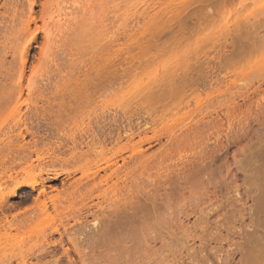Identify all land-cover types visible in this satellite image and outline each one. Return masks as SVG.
Instances as JSON below:
<instances>
[{
	"label": "bare ground",
	"instance_id": "6f19581e",
	"mask_svg": "<svg viewBox=\"0 0 264 264\" xmlns=\"http://www.w3.org/2000/svg\"><path fill=\"white\" fill-rule=\"evenodd\" d=\"M177 1L178 0H170V3L176 4ZM58 2L59 0H44L42 2H40V0H0V7L4 9V11L0 10V48H2V50L3 47H5L8 44L6 42L8 41L7 40L8 35L6 34L7 35L6 37L5 32L11 29L9 26H7L4 23L6 21V19H4L5 15L7 16L10 12L12 13V17L14 16L17 17V15L19 14L18 12H20V10H21L20 14H22L21 15L22 19H20L21 22L20 24H18L20 27V25L23 23L22 27L18 29L17 26H13L14 28L16 27L18 30L15 28L14 30H16V32L12 31L13 34L15 33L16 35H18V37H16L15 34L13 37L12 34L11 36L13 37L14 40L16 39V41L11 42L10 40L9 45H13V46L8 47L7 45L8 49H12V56L15 57V59L13 58L15 63L12 69L14 70L15 73H18V77L15 82L20 88V90L18 91L20 95L23 93L25 87L31 88L32 84L33 85L35 84L36 80L33 79V77L34 75H36L38 71L36 68L38 66L49 64V62L52 60L54 61L53 55L57 51V50L55 51V48L57 49V47H61L63 44L62 42L63 38L67 37V36L65 37L67 33L64 32L63 29L65 28L66 25L68 26V24L64 22L65 21L67 22V20L74 19L72 21L73 22L75 21V24H78V21H80L79 19H81L80 17L83 18L85 16V11L82 12V8H81L80 13L82 14H78L79 12L77 11H79L80 9L79 10L77 9L76 14L78 15H75L74 12L71 14H66L64 17L62 13H60V15L58 14V16L56 15L57 17H55V15H53L52 10L55 8ZM195 2H197L199 5L198 14L196 17H197L200 35H202L201 40L203 41V43L206 42V38L208 36V32H207L208 25L212 23L216 24V27L213 25L215 27V28L213 27L215 30L211 29L210 32V34H213L212 35L213 41L215 39L214 49L216 52L212 56L213 63L212 60H210L212 64L207 60H205L207 57L202 58L203 55L201 56L200 54H198L199 56H197V58L201 56L200 57L202 58L201 60H205L206 63L209 65L208 66L207 64H205L204 61L205 65H201V66L206 67L207 65L208 67H206V69L209 68L210 70L207 71L205 68L202 69V67L198 66V68L200 67L201 69L197 71L198 68H196V70L195 68H193L194 71H192L191 69L192 67L189 66L190 69L188 67L187 68L185 67L183 70H180L179 68L163 74L161 78L156 82V84L148 89L146 94V99L143 100V102L136 105L137 106L136 108H139L140 113L144 112V114H142L143 119L141 120V122L140 121L136 122L135 125L132 124L131 121H129L126 126H122L123 129H121L119 125V127H117L115 130V128H113V126L110 124L109 128H105L102 130L100 125H98V129H94V127L89 123L87 129L85 128L81 129L80 138H78L76 135L70 137L72 146L69 145L66 146L63 142L61 143L57 142L55 145L56 148H54L53 146H49L50 144L48 145L47 143L46 144L43 143L42 145L44 147L39 148L38 141L36 139L29 143L22 142L25 140L27 134L35 135L34 130H32V128L30 127L29 119L25 117L24 113L22 114L20 110L13 111L15 113L14 114L15 123L13 126H9L8 123L6 124L5 121L6 118L3 117L6 107L10 106V104L8 105L7 101L8 99L13 97V94H15L14 91L17 90L18 86L14 87L15 88L14 91L1 94L0 98L2 100H0V264H10L12 257L14 258L17 257L16 259L17 261L20 260L19 263L17 264H42L43 259L50 254H52L51 257L53 259L51 261L54 264H60V262L63 263L65 261L67 264H157V263L165 264L164 262L168 260V257L167 259H165V253H164L166 252L165 249H167V247L170 248V246L173 247L177 246L176 248L178 249V246L179 245L181 246L182 237H183L182 239H184L185 236L184 240H187V242H189L192 239L191 237L194 238L195 233H193V235L191 236L190 234H188L189 233L188 230L190 229L189 227L184 229V231L182 232L184 236L181 237L177 236V234L179 235L181 233L182 231L181 229H180L181 231L177 233L175 231L176 234L175 233L172 234L168 230L165 232L163 229L162 230L159 229V231L160 230L164 231L165 233L164 235L168 234V237L170 238H168L167 236L166 237L163 236L162 235L163 232L162 233L158 232L159 235L156 234L157 231L155 230V228L157 224H155L154 220L157 219L156 220L157 222L160 219L164 220L163 218L166 217L163 214L164 217L159 219L158 217H161L160 215L161 213H157L154 210L151 212V208L152 205L154 207L152 209L158 207L159 204L161 206V203H159L161 202L159 201L161 200V198H159L161 197L159 191L163 190L161 188L167 186L168 188L171 187V189H173L172 191H174V186L177 187L176 185H178L179 183L178 181H183L182 180L183 178L186 181H188L187 177L189 176L188 177L189 179L192 174L191 179H189L192 182L198 179L197 177H195L197 174L198 175L202 174L199 175L198 177L204 176V174H206V171H208L209 168L212 167V162L214 161V158L216 159V157H218L217 155H219V153L220 155L221 153H225V152L227 153L229 149L233 147V145H238L239 142L243 138H245L246 131L244 132L241 130L244 126H242V128L240 127V130L242 131L241 134L239 133V131L237 132V134L234 133L235 131L233 126V118H234V114L243 108L242 105L244 106L247 105L246 107L251 108L250 104L252 102H250V104L248 102L250 106L248 104H243L246 101V98L249 97L247 95L248 94L247 89H245L247 94L245 93L244 90H240L241 88H238L239 95H237V92H235L234 94L233 92L234 86L232 84L231 76L234 69L245 66V64L249 63L251 59L257 58L260 56V54H262V52L260 53L258 52L259 49L261 48H259L257 44L259 43V39L261 37L260 35L261 28L264 27L261 18L257 17L255 14L254 16L253 14H251V12H248L249 9L247 5L249 4H247V0H186L183 2L181 1L182 5L185 4L187 5L186 8L192 6ZM83 5L85 4L83 3ZM40 7L41 10H38V8ZM84 7L85 6H83V9ZM90 8L92 9V7ZM181 12L182 11H175L173 13L171 20L175 19L176 17L177 19H181L182 18V15H180ZM9 15L11 16V14ZM39 21L42 22L44 21V23L41 24L42 26L39 25ZM15 23L17 24V22ZM33 25L35 26L33 27ZM74 26H75L74 24L73 25L71 24V27ZM76 27H74L76 30L71 29L72 33H75L76 31V34L79 37L81 34V37L78 38V36L75 34V36L78 39L77 40L76 37L73 36L78 41V43L76 42L77 48L74 46L73 48L75 50L73 48L72 49L76 51V49L80 47L79 50L83 49L82 50L83 53V51L88 50V48L90 47L94 52V54L96 53V55L99 56H103V52L107 51L106 60L111 62V66L112 68H114V72H116L117 67L119 65V61H118L119 40L117 38L118 35L116 36L115 33L113 32L114 35H112L109 38V40L106 42L108 44H102V41L104 42L105 40V38L101 37L102 34H105L103 33L105 31H102L104 29H101L100 33L99 32L95 33V35L98 36V38L100 37L102 39L96 38L94 36V33L92 35H89L90 38L89 39L86 34V31H84L85 29L83 30V32H81L82 27L80 25L79 27L78 26ZM2 31H4V34ZM41 33H43V37H42L43 42L42 45L39 46L40 47L39 55H38L39 57L37 58L39 64L33 67V71L35 72V74L33 72L32 75L33 77H31L32 79L29 78V80L26 81L25 71L30 61V57L32 54L31 52L34 51V46L39 45L38 43H39V38L41 37ZM84 33L86 34V36ZM106 34H109V32L107 31ZM69 37L70 38L68 37L67 38L71 42L73 38L71 40V36ZM104 37L107 38V35L106 36L104 35ZM61 42L62 44L60 45L59 43ZM74 42L75 41H73V45ZM5 49L3 50L4 53L7 52V51L5 52ZM1 51H0V56L3 55V52ZM18 51L20 52L19 57H18L19 54L17 53ZM77 55L79 54L77 53ZM3 58L4 57H2L1 59L5 60V58L4 59ZM200 58L198 60H200ZM73 62L75 61L73 60ZM2 63L0 60V64L3 67ZM7 65L8 64H6V66ZM6 66L3 68H6ZM10 68L8 69L7 67L8 70H10ZM210 72L213 73L212 74L213 77H210L211 75V74L209 75ZM209 83L211 86L209 90L211 91L207 90L208 91L207 92L205 91V87ZM262 83L264 84V79H260L258 82L259 85L252 90V88L254 87L253 86L251 88L252 91L249 89L250 87H248L249 89L248 92L251 91L252 95L254 92L256 94V92H258L259 89L263 87L261 85ZM229 84H232L231 86H233V89L230 88L231 86ZM241 86H237V87H241ZM243 86L246 87L245 84H243ZM236 90L237 89H235V91ZM231 91L233 92V94ZM203 92H206L205 93L207 95L206 99H208L209 97H211L212 94H214L215 102L213 104L214 108L212 109L214 114L212 113L213 114L212 115L211 114L212 111L211 112L209 111V114H211L212 117V118L209 117V119L211 120H209L207 116L206 119L208 120L204 119L205 120L204 121L203 119L200 118L201 120L198 119L196 121H192L191 123L184 124L178 130L167 132L165 136L166 140L165 142H163L161 139L163 133L160 132V129L158 130L157 126L159 125L160 122L166 121L165 116L168 113L176 109L178 110V108H180V107H171L170 105L171 99L181 97L185 101L184 107H190L191 103L193 102L195 104V107L194 109H190L189 112L195 113L197 110L200 112V115H202L203 118L204 116H206L203 115L206 112L205 110H207L206 107H208V110L209 108H212V103L210 100L209 103H211V105H208L209 104L208 103L207 104L208 106H206L205 108L203 107V99L201 98ZM230 94L234 96L232 97V95L230 96ZM235 95L243 99L241 101L244 102L241 103L239 101L240 100L239 98H238L239 100L237 99L236 101L234 99L236 98ZM252 95L250 96L252 97ZM261 95L262 94H260V96ZM256 102L258 101L256 100ZM246 107H244V109H246ZM136 108L135 110L138 111V109ZM159 108L161 109L159 110ZM244 109H242V112ZM245 111H248V109L244 110V112ZM261 123L263 124L264 122ZM136 126L137 128L135 129ZM9 129H11V132L15 131L17 136H19L16 142H12L10 140ZM243 130H245V127ZM149 131L153 133L152 136H148ZM85 134L88 135L85 136ZM212 135H214L215 140H213V145L211 144L212 145L211 146L210 144H208L209 142L207 140L212 139L211 137ZM136 137L139 138L137 141H136ZM20 139L22 141H20ZM154 141H157V143L160 144V147H162L160 150L154 152L153 154H148L147 149L146 150L145 148L144 150L142 149L143 144L148 143V145H151L153 144ZM206 141L207 143H205ZM121 143H123V145L120 150L110 151L111 149L109 148L110 144L120 145ZM65 146L68 147L67 149L70 150L69 154L61 155L54 153L53 149L61 148L63 150L64 148L66 149ZM150 147L152 146H149V148ZM208 147H210L211 150H208ZM14 148L20 151V153L18 154L17 158H13L12 160H10V151L11 149ZM21 152L22 153L24 152V155H22ZM33 154H35L36 156L35 158ZM46 154H48L50 158L54 157L55 159H59L61 161L66 162L67 165L72 164L71 165L72 168L71 167L65 168L61 172L52 170L51 168L47 169V167H45L43 173L50 176L49 178H52V180L59 179V177L62 176L63 174H65L67 178H70V180L71 178L73 180L75 177L74 174H76V172L79 171L82 172L81 177L74 179L73 181L72 180L70 181L68 179L69 182L66 181L67 178L63 180L61 184L64 188L65 187L66 188L64 189L65 191L62 190L63 192H61L59 195L47 194L48 193L47 188L48 187L50 188L51 185L48 184L46 180L47 178L46 179L43 178L42 175L40 179L35 178V179H24L21 182L18 181L13 188H10L9 186L10 182H14L19 173V170L16 169V165H20L22 168L25 164L33 165L35 161L39 163L43 162L45 160ZM257 155H258L257 157H259L260 159L259 160L260 163L256 167L257 174H253L256 172H251L250 175L252 176L253 174L252 176L253 179L251 180L250 188L245 189L247 196L250 197V199L252 200V204L249 207L250 210L249 216L251 220L249 224L246 225L248 231L247 229H245L246 231H244L246 233L242 232L244 229L238 231V234L240 232L241 236L244 234L246 235V237H244L245 238L244 242H240V244H236V245L233 244L236 247L235 248L232 247L233 248L232 251L229 250L230 257L231 254L233 255L232 258H236L237 255L239 256L237 257L239 259H238V263L236 262V264H264V143L259 146V151ZM194 172L197 173L195 176H194L195 174ZM228 172L229 171H227V173ZM136 173H138L139 175ZM142 174H144L145 177L148 178V181L143 180L146 178L143 177L144 175L141 176ZM192 177H194L195 180ZM140 178L143 179L140 180ZM175 181H177L176 185H175ZM190 181H188L187 183H190ZM148 183L154 184V186H152L151 188L152 189L155 188L154 190L156 194L155 196H153L154 194L153 191L149 190L150 188L148 186L150 185ZM23 184L30 185L33 190H37V189L39 190H38V194L33 197V203L35 204V205L33 204L35 206V208L33 209L34 211L31 214H28L27 212L26 214L24 212L25 213L24 216L18 218L17 213L12 214L9 211L10 209L9 198L11 195L15 194L17 190L23 186ZM171 184H173L174 186ZM181 184L182 183H179L178 185L179 188L177 187V190H180ZM183 184H185V181ZM38 186L40 187L38 188ZM146 187L149 188L148 189L149 192H147L148 190L146 191L145 189ZM236 187L238 186H235V188ZM168 188L167 190H170ZM238 189L239 188L235 189L237 194L236 197L242 195V193L240 194V190ZM177 190L175 191L178 193ZM156 191L159 194V197L157 196ZM172 191L170 190L172 194L175 193ZM221 191L222 190H220V192ZM150 192H152L153 194L151 193V195H148V193ZM167 192H165V195L166 194L168 195L169 192L168 193ZM140 194L142 195L144 194L143 196L148 195V197L151 198L150 199L148 197H147L148 199L145 198L144 200L146 201L145 203L144 201H140L141 200L139 198ZM165 195H162V198H164ZM215 195L217 196V192ZM157 197L159 198L158 204L156 202ZM77 198H79L78 199L79 201L77 200ZM94 198H97V201L96 199L94 200ZM170 198L173 199V197L171 196ZM170 198L169 200L171 201ZM228 198H225L228 200V201L225 200V202L230 201V199ZM89 199H92V202L89 201ZM165 199L166 198L162 199V204L164 203L166 205L168 198L167 200ZM238 199L235 198V200L234 199L233 200L237 202L239 201L240 203L243 202V200L241 199L238 200ZM164 200L166 203L164 202ZM211 200L212 198L210 199V201ZM147 201L151 202L150 204L151 207L148 205L149 203H147ZM170 201H168L166 208L168 209L167 212L171 209V213H172L174 212L176 207L174 206L175 207L174 208L173 204ZM138 202H141V204L144 202L142 204L143 206L140 207ZM169 203H171L172 205ZM215 203L220 204L219 201ZM169 205L171 206L170 209L168 208ZM212 205L215 206V204ZM244 205H245L244 202L241 205H235V208L232 210L233 212L232 211H231L232 213L229 212V214L234 215V217L232 218H235L236 214H234V212L237 211V214H240V216L238 215L239 218H241L240 220H242L243 218L242 216H244L245 213H242L241 211L245 212L246 209V208L242 209L244 208ZM197 207L198 208L196 209H201L199 208V205ZM147 208H149V210ZM218 208L219 207H217V209ZM220 208H221V204H220ZM66 209L71 211H66ZM177 209H179V206ZM223 209L225 210V207H223ZM180 210L181 209H179V211ZM193 210L195 211V209ZM211 210L212 208L209 211ZM183 211L188 212V209L185 208ZM149 212L152 214H149ZM154 212L160 216L157 215L154 216L153 215ZM201 212L202 211H200V213ZM196 213L198 212L196 211ZM219 213L220 212H218L217 214ZM144 214L149 218L151 217L149 223L152 221L151 225L154 228L151 225H147L149 224L147 222L148 218L146 219ZM173 214L175 217L176 215L178 217L180 215L179 213L177 214L173 213ZM184 214L186 215L187 213ZM207 214H210V212H207ZM37 215H39L40 218L42 219H51V221L48 223V226L45 229L44 233L42 234L41 239H37L39 243H42L41 247L39 248V254L37 255V257H35V260L38 261L36 263H31L32 261L29 262L27 257L33 251L32 250L33 248L26 249L25 247H23L29 242V240L24 239L23 236H21L20 232L22 230L21 228H23L26 224L32 222L35 218L39 217ZM221 215H225V213ZM200 216L202 217L201 214ZM217 216L220 217V215ZM89 217L90 218L92 217V219L89 220L90 219ZM154 217L157 218L154 219ZM201 217L200 220L203 218ZM179 219L177 218L178 221H181ZM204 219H205L204 221L202 219L203 222L202 221L200 222L198 220V223H201L202 226H205L203 225L205 221L207 220L209 221V219L206 220L205 216ZM171 220L172 219L170 220L167 219L163 221V222L165 221L170 222L168 228L170 227V225L171 227L172 225L173 227L175 226L174 224H171ZM223 221H220L222 224V225L220 224V226L221 227L223 226L224 228V226H226L227 224L223 225L225 224V222L222 223ZM181 222H178L180 223V227L178 225L179 228H181V225L184 226V224H181ZM71 224H73L74 226H72ZM206 225H208L207 222ZM240 225L241 224L239 223V226ZM230 226L232 225L230 224ZM147 227L148 229H146ZM173 227L170 228V230L174 229ZM202 228L205 229V227ZM203 229H202V233H203ZM189 231L192 234L193 231L192 232L191 230ZM169 233L175 236L171 238L172 236H169L170 235ZM54 234H59V239H54ZM205 235L208 236V234L206 233ZM226 235L227 233L225 234V236ZM217 236L215 237L217 238ZM221 238H224V236ZM33 239H31V241ZM217 239L220 240V238ZM232 239L231 241L234 240ZM151 240L152 241L159 240L162 243V247H161L162 249L160 250L156 248L150 252L149 248L151 246L152 248L155 247V245L151 244L152 242ZM67 244H70V246L66 247ZM60 248L62 249L61 253L58 252ZM216 248H218V246ZM177 251L180 252V249ZM195 253L197 254L198 251H195ZM196 254L194 256L193 255L191 256L195 258ZM180 255H182V253H180L179 256ZM226 255H223L224 257H222V259L225 258ZM179 256L176 257V260ZM180 259L182 260V262L185 261V260L183 261L182 256L180 257ZM180 259L179 261L181 262ZM196 259L198 261L197 263H199L200 261L199 258L196 257ZM207 259L208 258H206V260ZM218 259L217 261H220ZM222 259L220 264L221 263L226 264L225 262H229L230 264L229 259L227 261L224 259L225 262ZM193 260L195 263V259ZM173 261H167V263L168 262L171 263ZM177 261L173 263L178 264L179 262L177 263ZM45 263L48 264V262H44V264ZM183 264H185V262Z\"/></svg>",
	"mask_w": 264,
	"mask_h": 264
},
{
	"label": "rangeland",
	"instance_id": "374dc122",
	"mask_svg": "<svg viewBox=\"0 0 264 264\" xmlns=\"http://www.w3.org/2000/svg\"><path fill=\"white\" fill-rule=\"evenodd\" d=\"M42 1L44 0H40V2ZM181 1L183 2L186 0H178L176 4H171L170 0H59L58 4L52 10L53 15H55V17H57L58 14L60 15V13H62L64 17L66 14H71L74 12H75L74 13L75 15L82 14L80 13L81 8H82V12L85 11V16L83 18L80 17L81 19L78 18L80 20L78 21V24H75V21L74 22L72 21L74 19L67 20V22L66 21L64 22L68 24V26L64 24L66 26L63 30L64 32L67 33V35L65 34L64 35L65 37L67 36L68 38H70L69 36H71V40L72 38L73 40L70 42V40L67 37L63 38L62 40L63 44L62 42L59 43L60 45L62 44V46L57 47V49L55 48V51L57 50L56 51L57 53L55 52L53 55L54 61L52 60L49 62V64L38 66L36 68L38 71L36 75H34L33 77L32 76L34 72L33 67L39 64L38 59H37L39 57L38 56L39 48H40L39 46L42 45V42H43L42 41L43 33H41V37L39 38V43H38L39 45L34 46V51L32 50L33 52H31L32 54L30 57V61L25 71L26 73L25 80L27 81L29 80V78L33 77V79H35L36 82L34 85L32 84V87H31L32 89L29 87H25L21 95L18 93L20 88L15 82L17 80L18 73H15L14 70L12 69L15 63L14 62L15 57L12 56V49H8V47L13 46V45H9L10 40L11 42L16 41V39L15 40L13 39L15 33L13 34L12 32V31L16 32V30H14L16 27L14 28L13 26H17L19 29L23 25V23L20 25V27L18 25L21 22L20 19H22V16H21L22 14H20L21 13L20 9H18L20 10V12H18L19 14L17 13L19 15V16L17 15V17L16 16L12 17V13L9 12L11 16L9 14L7 16L5 15L4 19H6V21L4 20L5 21L4 23L13 30L10 29L7 32H5V35L6 34L8 35V39H7L8 41H6L8 43L7 44L8 47L6 45L5 46L6 49L5 47H3V50L5 49V52L6 51L7 52L4 53L2 48H0V51L2 50L1 52H3V55L1 56L5 58V60H2L1 59L2 57L0 56L1 63L3 61L2 63L3 67H5L6 64L9 65V66L7 65L6 68H3L0 64V97L2 93H8L10 91H14L15 89L14 87H17V86L18 88L17 90L14 91L15 94H13V97L8 99L7 101L8 105L10 104V106L6 107L4 115H3V117L6 118L5 120L6 124L8 123L9 126H13L15 123V119H14L15 113L13 111L20 110L22 114L24 113L25 117L29 119L30 127L35 132V135L27 134L25 140L22 141L20 139V141L24 143H29L36 139L38 141L39 148L44 147L42 145L43 143L45 144L47 143L48 145L50 144L49 146H53L54 148H56L55 145L57 142L58 143L63 142L66 146L67 145L72 146L70 137H72L73 135H76L78 138H80L81 129L82 128L87 129L89 126V123L94 127V129H98V125H100L101 129L103 130L105 128H109V125L111 124L113 128H115L116 130V128L119 127V125L121 129H123L122 126H126L129 121H131V123L134 125L136 124V122H139V121L141 122V120L143 119L142 114H144V112L140 113L139 108H136L137 107L136 105L143 102V100L146 99V94H147L148 89L153 87L163 74H165L166 72H170L174 69L180 68V70H183L185 67L189 68V66L192 67L191 68L192 71H194L193 68H195L196 70L198 66L202 67V69L204 68L206 69V67H208L209 65L206 63L205 60L211 63L210 60L213 59L212 56L216 52L214 49L215 39L213 41V38H212L213 34H210L211 29H214L216 27V24L212 23L208 25V29H207L208 36L206 38V42L203 43V41L201 40L202 35H200L199 26H198L197 17H196L198 14V6H199L198 3L195 2L192 6H189L186 8L187 5L186 4L182 5ZM83 3L85 5H83ZM247 4H249L247 5L249 9L248 12H251V14L253 15L255 14L257 17L261 18L263 21L262 23L264 25V0H251V1L247 0ZM81 5L85 6L84 9H83V6ZM90 7H92V9ZM77 9L78 10L80 9V10L77 11ZM85 9L87 10V12ZM0 10L4 11V9L1 7H0ZM38 10H41V7L38 8ZM76 11L79 13L76 14ZM175 11H182L180 15H182V18L183 17L184 18L177 19L176 17L175 19L171 20L173 13ZM12 21L14 22V24ZM69 21L70 22L72 21V22L70 23ZM15 22H17V24ZM41 22L42 21H39L40 26H42L41 24H43L44 21L42 23ZM71 24L72 25L74 24L75 25L74 27L76 26L79 27L80 25L82 27L81 32H83V30L85 29L84 31H86L88 38H89V35H92L93 33H94V36L98 38V36H96L95 33L96 32L100 33L101 29H104L102 31H105L103 32L105 34H102L101 37L105 38L106 41L105 40L104 42L102 41V44H108L106 42L109 40V38L112 35H114L113 32L115 33L116 36L118 35L117 38L119 40V44H118L119 46L118 47L119 48V59H118L119 65L117 67L116 72H114V68H112L111 62L106 60L107 51H105L106 53L103 52V56L96 55V53L94 54V52L92 51L90 47L88 48V50H86L87 52L83 51L82 53L83 49H80L81 50L80 51L79 50L80 47L76 49V51H74L75 49L73 47L77 46L76 42L78 43L77 41L78 39L75 36L76 31L75 33H72L71 29L74 30L75 28L71 27ZM34 26L35 25H33V27ZM96 30H99V31H96ZM69 31L71 34L69 33ZM107 31L109 32V34H106ZM2 32L4 34V31ZM104 35L105 36L107 35V38L104 37ZM260 35L261 37L259 39V43L257 44V46L262 49V50L259 49L258 51L259 53L262 52V54H260V56L257 58L251 59L249 63L245 64V66L234 69L232 76H231L232 84L234 86V91L233 90L232 91L234 92V94L235 92H237V95H239L238 88H241L240 90H244L245 93H246L245 89H247L248 94L247 93L246 94L249 96L248 98H246L245 102L241 101L243 99L239 98V96L237 95H235L236 98L234 99L237 101V99L239 98L240 100L239 99L238 100L241 103L244 102L243 104H248V102L250 104V102H252L250 104L251 106L248 104L251 108L246 107L247 105L245 106L242 105L243 106L242 109H244V107L248 109V111H245L246 113L244 112V110L246 109H244L243 112L241 109L240 111L234 114V118H233V126H234V131H235L234 133L237 134V132L239 131V133L241 134L242 131L244 132L246 131L245 138H243L240 141L241 143L239 142L238 145H233V147L229 149L230 152L228 151L227 153L226 152L221 153V155L219 153V155H217L218 157H216V159L214 158V161H213L214 163L212 162V167H210L211 169L209 168V170L206 171V174H204V176L198 177L199 175H202V174L198 175L196 172H194L195 173V174L193 173L194 176L197 174L195 177H197L198 179L195 180V178L192 177L194 178L195 181L191 182L189 180L191 179V176H192L191 174L189 179H188L189 176L187 177V180L190 181V183H187L188 181H186L183 178L182 179L183 181H178L179 183H182L180 185V190H177V187L179 188L178 186L179 183L178 185H176L177 181H175V185L177 187L173 185L174 183L171 184L174 186V191H172L173 189H171V187L168 188L167 186H164L166 188L164 187L161 188L163 190L159 191L158 189L161 197H159V194L156 191L157 196L161 198V200H159L161 202H159L158 201L159 198L157 197L156 202L157 204L158 202L161 203V206L159 204L158 207H155V209L159 207L160 208L155 210V209H152L154 208L152 205L151 212L154 210L157 213H161L160 214L161 217H158L159 219L163 218L164 216L166 217V218H163L164 220L172 219L171 224H174L176 227H178V225L180 227V223L178 222H181L182 220L183 221L181 222V224H184V226L181 225V228L178 227L179 229L176 228L175 226L173 227L172 225V227L177 230H174V229L170 230V228L172 227L170 225V227L168 228L169 223H170L169 221L163 222L164 220L158 219L159 221L156 222L157 217H154V219L156 220L154 219L152 220H154L155 224H157L155 228V230L157 231V232L155 231L156 234L159 235L158 232H161V233L163 232L162 235L165 237L166 236L168 237V234L164 235L165 234L164 231L166 232L168 230L169 232L173 234L175 233V231L177 233L182 230L180 233L182 234L184 229L189 227L190 228L189 230H191V232L193 231L192 234L190 233L189 230H188L189 233L187 231L186 232L190 234V236L193 235V233H195L196 235V237L194 235V238L191 237L192 239L189 242H187V240H184L185 236L183 234L182 235L179 234L180 236L177 234L178 237L184 236V239H182L183 237L181 238L183 244L181 243V246L179 245L180 247L178 246V249L176 248L177 246H174V247L170 246V248L167 247L168 250L165 249L166 252L164 253H165V259H167L168 257L167 261H173L174 259L176 260V257L179 256L180 253H182V255H180L177 258L178 261L176 260L177 263L179 262L178 264L180 263L183 264L184 262H186V264H195V263L200 264L201 261L204 262V264H220L222 257H224L223 255L227 254L225 258L222 259L223 261L224 259L226 261L229 259L230 264H236V262L238 263L239 258L237 257L239 256L237 255L236 258H232L233 255L231 254V257H230L229 250L232 251L233 249L232 247L235 248L236 244H240V242H244V239H245L244 237H246L245 234L241 236L240 232L238 234V231H241L243 229L244 230L242 232L246 233L244 232L246 231L245 229H247L246 225H248L251 220L249 216L250 215L249 207L252 204V200L250 199V197L247 196L245 189L250 188V183H251V180L253 179L252 176L253 174H257L256 167L260 163L259 161L260 159L259 157H257L258 156L257 153L259 151V146L264 143V125H263L264 123L263 124L261 123V122H264V98H263L264 97L263 96L264 95V89H263L264 84L263 83L261 84L263 87L260 88L262 91L259 89L258 92L260 93L256 92L257 95L255 94V92L253 93V95L251 93V91L259 85L258 84L259 80L264 79V27L261 28ZM15 36L18 37V35L16 34ZM73 36H75L77 40ZM11 37L13 40L11 39ZM80 37H81V34H80ZM80 37L78 36V38ZM73 41H75L74 45H73ZM69 42L72 44V46ZM70 48L71 49L73 48L74 50L73 49L71 50ZM17 53L19 54L20 52L18 51ZM77 53L79 55H77ZM82 54H83V57H82ZM198 54H200L201 56L203 55L202 58L203 57L204 58L207 57V58L205 60H201L202 58H200L201 57L200 56L199 57L201 60L200 62V60H198L199 58H197V56H199ZM19 56L20 54L18 55V57ZM73 60L75 62H73ZM204 61H205V64H207L208 66L207 65L206 67L201 66V65H205ZM212 63H213V60H212ZM7 67L8 69L10 68V70H8ZM200 67L197 69V71L201 69ZM206 70L208 71L210 69L208 68ZM16 72H17V69H16ZM212 74L213 73L211 72L209 73L210 77H213ZM232 84H229V85L231 86ZM243 84H245L246 87H244ZM233 86H231L230 88L233 89ZM237 86H241V87H237ZM210 87H211L210 83L207 84L205 87V91L207 90L211 91L209 90ZM248 87H250L249 88L250 90L253 87L250 92H248L249 90ZM201 88H204V87H201ZM235 89L237 90L235 91ZM205 93L206 92H203L202 93L203 96L201 95V98L203 99V107L205 108L206 106L211 105L212 103V108H209L208 110V107H206L207 110L204 109L206 112L208 111L207 112L208 114L204 111L205 113L203 112L204 113L203 115H206V116H204L203 118H202V115H200V112L197 110L195 113L189 112L190 109H194L195 107V104L193 102L191 103L190 107H184L185 101L181 97L171 99V102H170L171 107H180V108H178V110L176 109L168 113L165 116L166 117L165 122H160V123L158 122L159 125L157 126V128L158 130L160 129L161 133H163L161 137L163 142H165L166 140L165 136L167 132L178 130L182 125L191 123L192 121H196L198 119L204 120L207 118V116L209 119V117H211V114L212 113L214 114L212 110L214 108L213 104L215 102L214 94H212L211 97H209L210 99L209 98L206 99L207 95ZM232 94H230V96ZM260 94L262 95L260 96ZM250 95H252L253 98ZM233 96L234 95H232V97ZM250 97H251V100H250ZM258 98L260 101L258 100ZM0 100L2 99L0 98ZM209 100L211 101V103H209ZM256 100L258 102H256ZM256 103L257 105L258 104L259 105L257 106ZM135 108L138 109L139 113L138 111L135 110ZM160 109L161 108H159V110ZM209 111L210 112L212 111L211 114H209ZM30 122H32L33 124ZM242 126L245 127V130H243L244 127L242 128ZM240 127L242 128L241 129L242 131L240 130ZM136 128L137 126L135 127V129ZM88 134H85V136ZM9 135H10V140L12 142H16L19 137L17 136L15 131L11 132V129H9ZM152 135L153 133L149 131L148 136H152ZM211 137L212 139H209L207 141L209 142L208 144L213 145V140H215L214 135H212ZM138 139L139 138L136 137V141ZM207 141L205 143H207ZM154 142L151 145H148V143L143 144L142 149L143 150L144 148L145 150L147 149L148 154H153L154 152H157L162 147H160V144L157 143V141H154ZM214 144H215V141H214ZM122 145L123 143H121L120 145L110 144L109 145V148H111L110 151L120 150ZM149 146H152V147L149 148ZM67 148L68 147H66V149L64 148L63 150L61 148H57L53 150H54V153L56 154L67 155L70 152V150ZM208 150H211V148L208 147ZM19 153L20 151H18L16 148L11 149L10 160H12L13 158H17ZM21 154L24 155V152L23 153L21 152ZM33 155L35 158L36 157L35 154ZM71 165L72 164L67 165L66 162L61 161L59 159H55L54 157L50 158V156L46 154L45 160L43 162L39 163L35 161L33 165L25 164L22 168L20 165H16V169L19 170V173L17 175L16 180L14 182H10L9 186L10 188H13L17 184L18 181L21 182L24 179H35V178L40 179L42 175L43 178L45 179L47 178L46 180L48 184L51 185L50 188L49 187L47 188V191H48L47 194L49 195L58 194L59 195L61 192H63L62 190L66 188V187L64 188L61 184L62 181L67 178L66 175L63 174L62 176L59 177V179L52 180V178H49L50 176L43 173V170L45 167H47V169L51 168L52 170L61 172L65 168H70V167L72 168ZM226 167H227V170H226ZM227 171L229 172L227 173ZM80 172L81 171L76 172V174H74L75 176L74 179L81 177L82 172L81 174ZM251 172H256V173H253L251 176L250 175ZM143 175L144 174H142L141 176ZM143 177L146 178L145 175ZM68 179L70 180V178H67L66 181L69 182ZM142 179L140 178V180ZM143 180L148 181V178L143 179ZM184 181H185V184H183ZM149 185L150 186L148 185L147 186L150 189L146 187L145 188L146 191L148 189L152 190L154 194L150 192L148 193V195H151L152 193L153 196H155L156 195L154 191L155 188L154 187H153L154 189L151 188L152 186H154V184L150 183ZM235 186H238L236 188H239L238 190H240V194L242 193V195H239L240 198L239 196L236 197L237 194L235 191L236 189ZM39 187L40 186H38V188ZM181 187H182V190H181ZM167 188L175 193L172 194L170 190H167ZM38 190L39 189L33 190L30 185L23 184V186L20 187L17 190V192L11 195L9 198L10 213L12 214L17 213L18 218H21L22 216H24L26 212L28 214H31L34 211L33 209L35 208L34 206L35 204L33 203V197L38 194ZM149 190L147 192H149ZM175 190H177L178 193ZM220 190L222 191L220 192ZM165 192H167L168 195L167 194L165 195ZM216 192H217V196L215 195ZM143 195L142 194L139 195V198L141 199L140 201H144L145 198L148 197V195L147 196H143ZM162 195L167 196V197L164 196V198H166L165 200H167L168 198V201H170L169 200L170 196L173 197V199L170 198L171 199L170 202L173 204V207L174 206L176 207V208L174 207L175 210L173 208L174 212L171 213L170 205L168 207L170 209L168 212L170 213L167 212L168 209L166 207H167L168 201L166 205L164 203L163 205L162 199L164 198H162ZM208 197L210 199L212 198L211 201L213 203L210 201ZM234 197L236 199L239 198L243 200V202L245 203L244 208H242V209L246 208L245 212L244 211H241V212L245 213L244 216L246 218L242 216L243 217L242 220H240L241 219L239 218L240 214H237V211L234 212V214H236L235 218H232L234 217L233 214L232 215L229 214V212H231L235 208V205L243 204L242 201H241L242 203H240L239 201L238 202L234 201L235 200ZM148 198L150 199L151 197H148ZM225 198L230 199V201L225 202V200L228 201ZM78 199L79 198H77V200ZM95 199L97 201V198H94V200ZM89 201L92 202V199H89ZM217 201H219V203L221 201L220 203L221 208H220V204L215 203ZM144 202L146 203V201ZM138 203L140 207L143 206L142 205L143 203L142 204L141 202H138ZM147 203H149L148 205L150 206L151 202L147 201ZM211 203L215 204V206H213ZM196 205L197 206L199 205V208L201 209H196L198 208ZM178 206H179V209H181L180 211L179 209H177ZM222 206L225 207L226 212ZM217 207L219 208L217 209ZM149 208L147 209L149 210ZM185 208L188 209V212L183 211ZM211 208L213 211L212 210L209 211ZM193 209H195V211ZM66 211H71V210L66 209ZM196 211L198 213H196ZM200 211L204 213L202 212L200 213ZM155 212L153 214L154 216L157 215ZM207 212H210V214H207ZM218 212H220L221 214L225 213V215L227 214L228 215L225 216V215H221L220 213L217 214ZM67 213H70V212H67ZM173 213L175 214L179 213L180 215L179 217L177 215L175 217ZM184 213H187V214L185 215ZM149 214H152V213L149 212ZM200 214L202 215L203 218L200 216ZM160 215H157V216H160ZM217 215H220L221 218L218 217ZM144 216L146 217V219L148 218L147 222L149 223V221L151 220L150 219L151 217L149 218L145 214ZM204 216L206 220L209 219V221L208 220L205 221V223H203V225L205 226H202L201 223H198V220L201 222L203 219L204 221L205 220ZM200 217L202 218L201 220H200ZM173 218H175L176 220L177 218L178 219L180 218L179 220L181 221H178V220L176 221ZM91 219L92 217L89 220ZM219 220L223 221L222 223L225 222V224L223 225L227 224L226 226H224L225 229L223 228V226L222 227L220 226L221 222ZM50 221L51 219H42L39 216L35 218L32 222H29L28 224H26L23 228H21L22 229L20 232L21 236H23L24 239L29 240V242L27 241L28 243L24 245L23 247H25L26 249L33 248L32 249L33 251L32 252L30 251L31 253L27 257L29 262L32 261L31 263H36L38 261V260L37 261L35 260V257H37V255L39 254V248L41 247L42 243H39L37 239H41V236L44 233ZM151 222L147 225H151ZM206 222L208 225H206ZM239 223L241 224L240 226H239ZM230 224L234 226L232 227L230 226ZM244 224H245V227H244ZM71 225L74 226L73 224ZM202 227H205V229H203ZM146 229H148V227ZM159 229L161 230L163 229L164 231H161V230L159 231ZM202 229H203V233H202ZM205 233L208 234V236L205 235ZM226 233L228 236L227 235L225 236ZM169 236H172L171 238H173V236L175 235L170 234ZM215 236H217V238H220V240L217 239ZM223 236L224 238H221ZM213 238L214 240L215 239L216 240L214 241ZM230 238L231 239L233 238L234 240L232 239L233 241H231ZM31 239L33 240L31 241ZM54 239H59V234H54ZM227 241L229 244L227 243ZM151 244L155 245V247L154 246H153L154 248H152V246L150 248L148 247L150 252L156 248L160 250L162 249L161 248L162 243L159 240L152 241ZM69 246L70 244L66 245V247H69ZM217 246L218 248H216ZM179 249H180V252L177 251ZM195 251H198L199 254L197 253L198 254L197 255ZM224 251H226L227 253ZM58 252L61 253L62 249L60 248ZM190 254L193 256L196 254L195 258L191 256ZM51 255L52 254L46 256V258L43 259L42 264H44V262H48V264H54L51 261L53 259ZM228 255H229V258H228ZM181 256L183 258V261L185 260L184 262H182V260L180 259ZM196 257L199 258L200 260L199 263H197L198 261ZM206 258H208L207 260L211 263H209L206 260ZM16 259L17 257L16 258L12 257L10 264L19 263L20 260L17 261ZM179 259L181 260V262L179 261ZM193 259H195V263ZM217 259L220 261H217ZM167 261L164 263L171 264L174 262L173 261L171 263L169 262L167 263ZM225 263L229 264V262H225ZM60 264H67V263L65 261L63 263L60 262ZM221 264H224V263H221Z\"/></svg>",
	"mask_w": 264,
	"mask_h": 264
},
{
	"label": "snow or ice",
	"instance_id": "6c2138e0",
	"mask_svg": "<svg viewBox=\"0 0 264 264\" xmlns=\"http://www.w3.org/2000/svg\"><path fill=\"white\" fill-rule=\"evenodd\" d=\"M185 264H186V262H185ZM200 264H204V262L201 261Z\"/></svg>",
	"mask_w": 264,
	"mask_h": 264
}]
</instances>
